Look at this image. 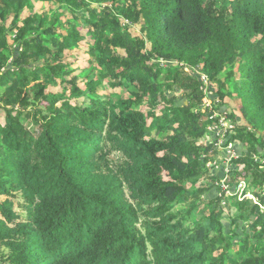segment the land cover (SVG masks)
<instances>
[{"label":"trees","instance_id":"obj_1","mask_svg":"<svg viewBox=\"0 0 264 264\" xmlns=\"http://www.w3.org/2000/svg\"><path fill=\"white\" fill-rule=\"evenodd\" d=\"M0 105V264H264V0H0Z\"/></svg>","mask_w":264,"mask_h":264},{"label":"rangeland","instance_id":"obj_2","mask_svg":"<svg viewBox=\"0 0 264 264\" xmlns=\"http://www.w3.org/2000/svg\"><path fill=\"white\" fill-rule=\"evenodd\" d=\"M35 11H38V12H45L47 13L49 16L52 15V13L50 12V9H54V10H57L56 7H53L52 5H50L49 3H35ZM29 14V11H26L24 12L23 14V17H26L27 15ZM10 22L11 20L8 21V26L10 25ZM133 30L137 31L138 34H141L140 33V29L139 28H136V27H133ZM10 43L13 44L14 43V37L13 36H10ZM74 54V55H73ZM73 54H71V58H72V61H76L74 63V68L75 69H78L79 65L82 67H86V61L85 63H83V61L87 58L86 54L84 53V50H80V49H76ZM84 55L86 56V58H84ZM71 61V62H72ZM187 72L190 71L189 68H186L185 69ZM102 89V88H101ZM103 90V89H102ZM53 92H60L61 91V87L60 88H56V89H53L52 90ZM104 91V90H103ZM113 91H118L122 96H125V97H129V98H133L135 96V89L134 87H124V88H121V89H116V90H111L109 89L107 92L108 93H111ZM106 92V93H107ZM229 103H231V101L229 100ZM211 105V100H209L208 98L205 99V108L209 107ZM230 107V110H226L224 113L221 114V112H218V111H214V114L212 116V118H217V117H220V124L219 126L217 125H211L208 127V130H216L217 127H218V130H217V133H222V132H225V128L226 127H230L233 125V123H238V121H233L232 119L228 118L227 116V113L232 111L233 113H235L236 117L237 116H240L241 113L239 112V107H240V103L239 101L237 102L236 99H233L232 100V104L229 106ZM210 110H212L213 108L210 107L209 108ZM156 111V113L160 114L161 113V109H156L154 110ZM205 111V110H204ZM6 114H5V111L3 110L2 106L0 105V124H5L6 122ZM151 121V120H150ZM154 121V119L152 120ZM239 124V123H238ZM154 135H158V132L155 131L154 132ZM224 141V140H223ZM219 149H221L219 147ZM226 153L227 155L230 157V159L226 160V161H223V163H218L216 162V165L217 167H221L222 165L224 166V176L223 178L221 179L222 182L224 183L225 186H223V189L224 191H227V193L229 192H232V195H236V194H239V198H244L245 195H247L248 197L250 198H254V194H253V191H252V188L249 186L247 179L246 181H242L241 182V186L234 190L235 188L226 184V178L229 176V171L231 169H233V161L236 160V158L239 156V154L235 153L234 152V149L232 147H230L228 150H226ZM234 158V159H233ZM224 162H226L227 164H224ZM238 168H241L238 166ZM228 175V176H227ZM234 190V191H233ZM229 196V194H228ZM5 198H1V200L3 201ZM256 200V199H255ZM20 207V202L18 200L15 201V206H14V211L17 212V213H20L21 215H25V213H22V209L19 208ZM177 209H182L183 208L181 206H178ZM20 222V221H19Z\"/></svg>","mask_w":264,"mask_h":264},{"label":"built area","instance_id":"obj_3","mask_svg":"<svg viewBox=\"0 0 264 264\" xmlns=\"http://www.w3.org/2000/svg\"><path fill=\"white\" fill-rule=\"evenodd\" d=\"M218 128V127H217ZM228 127H226L225 129H227ZM210 131H213V130H210ZM222 136H224V135H222Z\"/></svg>","mask_w":264,"mask_h":264}]
</instances>
